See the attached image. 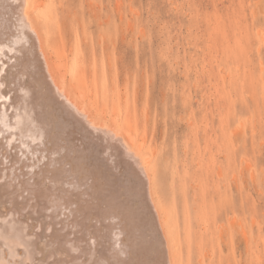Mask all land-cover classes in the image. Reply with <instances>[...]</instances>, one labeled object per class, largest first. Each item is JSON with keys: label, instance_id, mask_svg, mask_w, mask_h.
Returning <instances> with one entry per match:
<instances>
[{"label": "rangeland", "instance_id": "rangeland-1", "mask_svg": "<svg viewBox=\"0 0 264 264\" xmlns=\"http://www.w3.org/2000/svg\"><path fill=\"white\" fill-rule=\"evenodd\" d=\"M33 1L70 91L144 140L180 264H264V0Z\"/></svg>", "mask_w": 264, "mask_h": 264}, {"label": "bare ground", "instance_id": "bare-ground-1", "mask_svg": "<svg viewBox=\"0 0 264 264\" xmlns=\"http://www.w3.org/2000/svg\"><path fill=\"white\" fill-rule=\"evenodd\" d=\"M33 2L0 0V264L182 263L144 140L70 91Z\"/></svg>", "mask_w": 264, "mask_h": 264}]
</instances>
